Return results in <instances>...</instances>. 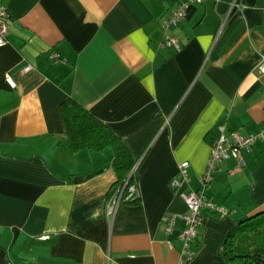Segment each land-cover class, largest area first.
Wrapping results in <instances>:
<instances>
[{
	"label": "crops",
	"instance_id": "1",
	"mask_svg": "<svg viewBox=\"0 0 264 264\" xmlns=\"http://www.w3.org/2000/svg\"><path fill=\"white\" fill-rule=\"evenodd\" d=\"M182 1L0 0L9 15L0 47V264H228L220 252L226 235L264 210V139L243 168L218 165L205 194L227 215L201 209L184 262L181 196L198 190L221 128L252 135L264 124V74L256 69L264 0H241L244 11L220 33L231 0L193 5L164 29ZM165 35L178 38V52L161 46ZM66 99L105 124L135 160L138 201L121 203L113 218V153L69 150L59 113ZM183 162L188 181L173 190L169 180ZM163 215L174 216L169 234Z\"/></svg>",
	"mask_w": 264,
	"mask_h": 264
},
{
	"label": "built area",
	"instance_id": "2",
	"mask_svg": "<svg viewBox=\"0 0 264 264\" xmlns=\"http://www.w3.org/2000/svg\"><path fill=\"white\" fill-rule=\"evenodd\" d=\"M204 1L205 0H184L180 2L175 9L170 11L167 16L163 18V28L167 29L172 26H178L186 18L189 9L193 5L201 4ZM244 9L245 6L241 0H231L227 11L220 16L218 33L221 32L223 27L233 17L242 14ZM8 16L6 8L0 7V47L6 44V37L8 34ZM161 46L172 48L177 52L181 48L177 37L167 35L163 37ZM49 59L55 63L65 62V60L56 53H51L49 55ZM29 69L30 67L26 66L23 71L27 72ZM256 69L259 74H264V56L261 57ZM6 82L11 89L15 87L11 78L6 77ZM260 139H264V124L257 134L252 135H241L236 132H229L226 134L224 132V128H221L220 136L212 142L205 171L199 178L198 190L181 196L188 212L187 214L181 216L185 222V228L179 234V239L182 242L181 256L183 257V262L188 261L192 256L191 245L195 240L196 230L203 223V217L200 214L201 209H207L210 212L220 214L222 216L227 215V212L223 208L213 204L210 200H208L205 194L213 175L220 171L218 165L222 162L231 160L235 162L237 168H243L246 164L244 155L249 153L253 144ZM187 169V162H183L179 165L176 176L169 180L168 184L171 189L175 190L182 183H187ZM126 184L127 180L124 181L121 187L114 189L108 199L107 215L112 218L121 203L138 198L136 184L128 187V195H123ZM161 222L165 227V232L169 234L173 227L174 216L163 215L161 217Z\"/></svg>",
	"mask_w": 264,
	"mask_h": 264
},
{
	"label": "trees",
	"instance_id": "3",
	"mask_svg": "<svg viewBox=\"0 0 264 264\" xmlns=\"http://www.w3.org/2000/svg\"><path fill=\"white\" fill-rule=\"evenodd\" d=\"M59 113L71 152H99L105 148L111 149L112 169L116 177L111 188L117 189L127 180L123 195H128V187L135 184V160L125 145L105 124L71 99L61 102ZM100 171L70 177V182H84ZM137 199L125 203L134 204ZM220 252L228 264H264V210L236 223L226 235Z\"/></svg>",
	"mask_w": 264,
	"mask_h": 264
}]
</instances>
